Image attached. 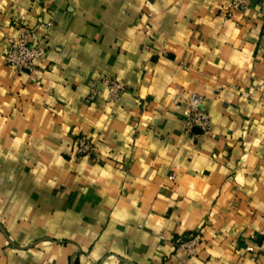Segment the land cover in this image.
<instances>
[{
	"label": "crops",
	"instance_id": "crops-1",
	"mask_svg": "<svg viewBox=\"0 0 264 264\" xmlns=\"http://www.w3.org/2000/svg\"><path fill=\"white\" fill-rule=\"evenodd\" d=\"M229 2L0 0V264H264V0ZM41 20L37 67L10 69Z\"/></svg>",
	"mask_w": 264,
	"mask_h": 264
},
{
	"label": "built area",
	"instance_id": "built-area-1",
	"mask_svg": "<svg viewBox=\"0 0 264 264\" xmlns=\"http://www.w3.org/2000/svg\"><path fill=\"white\" fill-rule=\"evenodd\" d=\"M251 0H230L228 9L245 11ZM53 27L51 20L38 21L34 26L19 28L17 36H8L5 39L4 61L6 66L14 71L34 70L43 57L42 42L46 40ZM100 84L107 90V104L117 102L125 86L118 80L103 77ZM97 95L95 89H91L88 98L93 100ZM188 113L184 121L186 133L192 129H198L201 134L210 131V119L202 108V97L196 93H190L187 99ZM76 151L80 155L91 154V146L85 137L76 139ZM179 247L189 255H195L197 241L195 239L180 240Z\"/></svg>",
	"mask_w": 264,
	"mask_h": 264
}]
</instances>
